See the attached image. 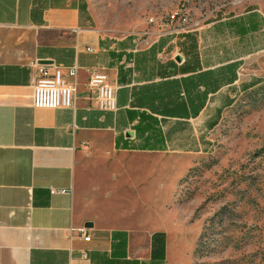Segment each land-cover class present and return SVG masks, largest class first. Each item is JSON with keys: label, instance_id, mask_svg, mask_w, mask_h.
Here are the masks:
<instances>
[{"label": "crops", "instance_id": "0c3cea01", "mask_svg": "<svg viewBox=\"0 0 264 264\" xmlns=\"http://www.w3.org/2000/svg\"><path fill=\"white\" fill-rule=\"evenodd\" d=\"M33 61L77 66L65 76L71 107L32 106ZM90 71L115 86L113 108L88 95ZM263 81L255 7L115 35L94 24L86 0H0V264H169L162 229L78 216V154L208 153L223 113Z\"/></svg>", "mask_w": 264, "mask_h": 264}, {"label": "rangeland", "instance_id": "374dc122", "mask_svg": "<svg viewBox=\"0 0 264 264\" xmlns=\"http://www.w3.org/2000/svg\"><path fill=\"white\" fill-rule=\"evenodd\" d=\"M94 24L120 35L174 10L200 23L264 0H86ZM205 154H118L82 147L75 161L80 218L162 229L169 264H264V81L240 95Z\"/></svg>", "mask_w": 264, "mask_h": 264}, {"label": "built area", "instance_id": "2783aa9c", "mask_svg": "<svg viewBox=\"0 0 264 264\" xmlns=\"http://www.w3.org/2000/svg\"><path fill=\"white\" fill-rule=\"evenodd\" d=\"M149 21L158 27L166 23L178 24H196V21L189 22L188 13L184 10H174L170 12L166 18L160 17L154 19L151 17ZM31 67L36 68V76L33 79L32 88V106L36 108H59L71 107L74 97V85L66 79L67 76H75L77 66L36 64L34 61L30 63ZM88 95L97 100L99 107L110 109L115 103V86L110 85L106 79V75L101 72L90 71L86 84ZM51 193L58 192L51 188ZM76 232L83 236L84 240H88L83 227L76 228ZM82 257H86L82 252Z\"/></svg>", "mask_w": 264, "mask_h": 264}, {"label": "water", "instance_id": "95a60500", "mask_svg": "<svg viewBox=\"0 0 264 264\" xmlns=\"http://www.w3.org/2000/svg\"><path fill=\"white\" fill-rule=\"evenodd\" d=\"M42 62H45V61H42ZM86 225H90L91 223L90 222H87V223H85Z\"/></svg>", "mask_w": 264, "mask_h": 264}]
</instances>
